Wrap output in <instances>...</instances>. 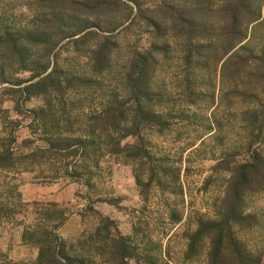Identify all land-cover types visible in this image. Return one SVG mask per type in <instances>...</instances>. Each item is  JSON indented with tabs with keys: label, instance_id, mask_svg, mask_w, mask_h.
Masks as SVG:
<instances>
[{
	"label": "trees",
	"instance_id": "1",
	"mask_svg": "<svg viewBox=\"0 0 264 264\" xmlns=\"http://www.w3.org/2000/svg\"><path fill=\"white\" fill-rule=\"evenodd\" d=\"M15 2L0 0V88L18 95L16 112L45 146L18 153L35 141L19 146L21 120L0 109V176L63 175L90 185L111 156L133 166L143 195L156 188L183 194L182 157L155 153L148 134L190 128L187 149L199 144L215 163L202 188L213 192L211 215H199L187 231L184 260L262 264L264 0H26L16 11ZM138 24L149 34L146 48L122 43ZM63 51L73 53L75 65L61 59ZM121 51L128 53L118 65ZM165 68L170 75L161 79ZM36 96L43 106L22 109ZM18 189L0 181V224L24 214L22 242L38 256L16 263L2 255L1 264H126L132 256L171 264L136 253L107 218L68 242L58 233L69 218L65 209L26 203ZM133 230L136 239L140 229Z\"/></svg>",
	"mask_w": 264,
	"mask_h": 264
},
{
	"label": "rangeland",
	"instance_id": "2",
	"mask_svg": "<svg viewBox=\"0 0 264 264\" xmlns=\"http://www.w3.org/2000/svg\"><path fill=\"white\" fill-rule=\"evenodd\" d=\"M25 2L26 0H16L15 6L13 5L15 11L19 9L18 4L21 7ZM21 15L25 19L30 14L23 8ZM22 18L20 20L24 21ZM122 43L129 46L136 44L139 48H146L149 46V34L138 24L122 35ZM127 53L128 51L118 53V65L123 63ZM61 59H68L70 64L75 65L72 52L63 51ZM80 61L84 60L79 59ZM169 75V70L165 68L160 78H167ZM27 77V74L21 76V78ZM18 100V95L5 87L0 88V109L6 110L10 118L21 120L22 127L16 133L20 146L23 141L30 139L35 141L36 138L27 127L28 119L15 110ZM43 104V99L36 96L24 102L21 107L31 110ZM98 104L99 100H96L93 106L97 107ZM76 113L82 115L87 114L88 111ZM186 133H188L187 137ZM192 135L190 128L186 130L177 128L161 137L156 133L148 134L155 153L168 154L175 159L182 157L183 194L179 195H172L168 191L157 188L149 191L146 196L143 195L137 184L133 166L125 164L120 157L111 156L106 157L100 168L95 171L90 185H87L84 179L76 180L62 174L60 178L50 181L41 178L38 175L40 173L28 172L10 175L11 179L0 176V181L16 183L26 203H57L65 209L69 218L58 233L68 242H74L83 235L94 233L100 225V220L107 218L114 222L121 235L132 239L129 245L136 250V253L138 250L151 256L157 255L165 261H170L171 264H201L197 261L184 260L187 245L186 233L194 227L196 217L201 214L211 215L213 192H203L202 188L215 162L209 155L204 156L206 154L199 153V144L187 149L188 144L192 142ZM133 143L134 140L131 138L125 142L129 145ZM44 146L42 141H35L34 145L21 149L18 153L29 152L35 147ZM52 173L53 171L48 170L45 175H52ZM176 214L182 217V220L177 223L172 218ZM25 216L27 222L34 219L33 213ZM22 220H24V214L0 224V264L2 255L16 263L31 262L37 258V248L22 242L23 227L20 225ZM135 227L140 229L136 239L133 230ZM126 264L143 263L132 256Z\"/></svg>",
	"mask_w": 264,
	"mask_h": 264
}]
</instances>
